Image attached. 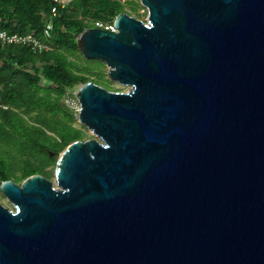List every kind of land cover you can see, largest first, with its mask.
I'll return each mask as SVG.
<instances>
[{"label": "water", "instance_id": "1", "mask_svg": "<svg viewBox=\"0 0 264 264\" xmlns=\"http://www.w3.org/2000/svg\"><path fill=\"white\" fill-rule=\"evenodd\" d=\"M77 46L92 138L0 184V264H264V0H138Z\"/></svg>", "mask_w": 264, "mask_h": 264}, {"label": "trees", "instance_id": "2", "mask_svg": "<svg viewBox=\"0 0 264 264\" xmlns=\"http://www.w3.org/2000/svg\"><path fill=\"white\" fill-rule=\"evenodd\" d=\"M51 5L0 0V26L9 35H32L48 48L0 42V184L31 175L51 178L57 155L84 139L63 104L65 94L87 82L111 87L104 64L81 55L77 36L96 21L112 23L127 8H142L129 0H69L51 17Z\"/></svg>", "mask_w": 264, "mask_h": 264}, {"label": "rangeland", "instance_id": "3", "mask_svg": "<svg viewBox=\"0 0 264 264\" xmlns=\"http://www.w3.org/2000/svg\"><path fill=\"white\" fill-rule=\"evenodd\" d=\"M129 1H136L138 2V0H129ZM139 3V2H138ZM135 9V8H134ZM133 9V10H134ZM127 14L136 18V19H140V20H145L146 18V10L144 8H139L138 10L134 11L133 13H131V11L127 8ZM105 75H106V71H107V68L105 67ZM109 80V79H108ZM110 81V80H109ZM79 87V86H78ZM78 87L74 88L73 90L71 91H68L66 94H65V97L63 98V104L65 105V107L67 108L68 112L71 113L72 115H74V118H75V122L73 123V126L77 129H79L83 134H84V139H89V138H92V134L83 126H81L78 121H77V113H78V110H79V104L77 102V99H76V92L78 90ZM110 87H111V91H118V92H125L128 90L127 87H122L118 84H116L115 82L113 81H110ZM68 103H67V102ZM61 153V152H60ZM59 153V154H60ZM59 154L57 155V158L59 156ZM57 160V159H56ZM56 163V162H55ZM54 168H55V164L51 167V169L53 170L54 172ZM52 172V173H53ZM49 180L53 183V185L55 184L54 182V176L52 174L51 178H49ZM13 181V180H12ZM14 182V181H13ZM15 183V182H14ZM16 184H20V183H16ZM0 204L3 205L4 207L12 210L13 207L11 205V203H9L7 201V199L0 193Z\"/></svg>", "mask_w": 264, "mask_h": 264}, {"label": "built area", "instance_id": "4", "mask_svg": "<svg viewBox=\"0 0 264 264\" xmlns=\"http://www.w3.org/2000/svg\"><path fill=\"white\" fill-rule=\"evenodd\" d=\"M68 2H69V0H51L52 5L50 8V16L51 17L56 16L58 9L64 8L68 4ZM49 25H50V23H49ZM94 28L104 29V30L111 31V32L116 31L113 22L112 23H104V22L96 21L94 23ZM0 42L3 44L4 43L5 44H13V43L14 44H25V45H28V46H31V47L37 48V49H46V50L48 49L47 47L42 46L38 41H36V39H34V37L32 35H29V34L25 35V36H21V35H17V34L9 35L5 31V29H3L1 26H0Z\"/></svg>", "mask_w": 264, "mask_h": 264}]
</instances>
